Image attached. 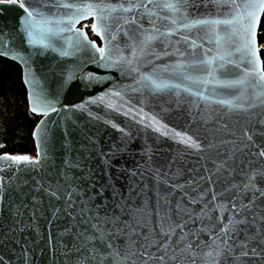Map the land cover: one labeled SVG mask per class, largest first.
<instances>
[{
	"label": "snow or ice",
	"instance_id": "obj_1",
	"mask_svg": "<svg viewBox=\"0 0 264 264\" xmlns=\"http://www.w3.org/2000/svg\"><path fill=\"white\" fill-rule=\"evenodd\" d=\"M18 6L23 11V42L39 49L30 56L48 50L60 57L89 53L87 62L130 76L137 85L133 92L143 95L147 89L153 96H169V103L175 97L177 104L182 103L181 92L190 95L189 114L201 128L212 125L202 139L199 129L193 138L173 132L141 109L137 123L147 117L145 128L178 138L185 148L162 165L153 162L151 147L142 148L143 162L117 169L128 178L123 191L107 169L125 151L127 141L99 153L105 165L103 183L81 160L65 159L66 168L82 175L61 169L63 183L31 177L33 205L40 191L62 201V207L54 204L51 215L68 217L57 237L64 264H264V68L256 42L264 0H20ZM89 19L91 33L101 40L99 47L77 27ZM6 35L0 34V56L27 64L19 51L9 48ZM145 66H150L148 71ZM78 71L79 65L68 68L65 83ZM81 79L91 83L105 78L89 72ZM106 95L127 103L124 89ZM99 100L104 103L103 97ZM77 107L83 110L84 105ZM106 107L115 112L122 105ZM30 110L47 116L56 108L33 87ZM37 128L40 132L34 131L33 137L46 143V129L40 124ZM188 149L199 152L200 161L214 153V167L200 161L188 167ZM237 152L249 159L241 160ZM46 160L39 146L35 158L0 155V173L11 170L10 175H0V207L6 206L13 217L27 207L23 197L29 180L17 173L39 172ZM0 264L8 262L0 256Z\"/></svg>",
	"mask_w": 264,
	"mask_h": 264
},
{
	"label": "water",
	"instance_id": "obj_2",
	"mask_svg": "<svg viewBox=\"0 0 264 264\" xmlns=\"http://www.w3.org/2000/svg\"><path fill=\"white\" fill-rule=\"evenodd\" d=\"M19 2L20 0H17V3L0 0V34L6 33L5 39L9 41V48L19 51L28 62L24 64L11 57H0L17 64L21 69V79L26 90L29 111L39 117L33 132H40V129L37 128L38 124L46 129L47 141L43 144L39 139L33 137L32 132L35 151L37 152L39 146L42 155L46 156L47 160L46 167L41 168L39 172L17 173L18 176L29 180V184L24 187V192L27 195L23 197V200L27 207L23 209L22 215L13 217L6 206L0 207V256L8 264H64L57 237L67 227L68 217L54 218L51 215L54 204L62 207V201H56L40 191L35 193L37 202L33 205L32 193L29 191V188L34 185L31 177L34 176L36 179L53 185L58 180L63 183L60 177L61 169L70 172L74 177L82 175V172L76 168H66L65 159L73 162L81 160L84 169H94L93 178L103 183L106 179L105 165L101 162L99 153L108 152L114 145L118 148L123 147V141H127L125 151L113 159L112 167L107 169L108 174L112 176V182L123 191L128 183V178L117 169L134 168L137 161L143 162L144 157L140 155L142 148L151 147L153 149L152 160L157 165L165 164L177 149L185 148V145L177 142L178 138L169 139L166 136H160L151 127L145 128L144 124L148 122L147 117L143 122L137 123L136 121L142 114L141 109L148 116H156L161 124L166 125L173 132L179 131L193 136V138L199 129L198 135L202 139L204 135H207L205 128L212 127V125H204L201 128L200 121L189 114L188 102L193 99L190 95L181 92L182 103L177 104L175 97H171L172 102L169 103V96H153L147 89L143 90V95L139 91L133 92L132 88H136L137 85L133 83L130 76L126 73L122 75L115 69L105 70L87 62L89 53L60 57L57 53L48 50L43 55L30 56L29 52H37L39 49L38 47L31 48L26 42H23V34L19 30V18L23 15V11L18 6ZM86 21H90V19L81 21L77 27L82 28L81 25ZM259 23L256 29V42ZM93 36L98 39L99 44L93 41L98 47L101 46L100 38ZM156 63H162V61H156ZM73 65H79L82 71H78L73 80L65 83L66 70ZM149 68L150 66H145L144 71H148ZM28 72H31V76H28ZM89 72L105 79L91 83L81 79L83 73ZM29 80H32L33 83L27 82ZM33 87L53 101L56 111L49 112L45 116L30 110ZM113 89H124V100L127 103L119 98H110L106 95ZM100 97L104 98V103L100 102ZM107 103H112L114 106L122 105V107L114 112L106 107ZM79 105H84L83 110L77 107ZM199 108L203 109L204 105L201 103ZM193 112L196 117L200 116L199 110L194 108ZM233 119H237V117H233ZM105 121H109V123H105ZM112 124H115L116 127H112ZM123 133H127V136H124ZM88 137H91L94 143L90 144ZM225 138L227 139V137ZM187 151L189 153L185 156L188 162L187 166H196V162L200 161V153L193 149ZM214 155V153H209V158L200 161V163L204 167L212 169L214 165L211 157ZM236 157L245 162L249 159L240 152L236 153ZM215 158L217 161L220 159L219 157ZM259 163V161L256 162V164ZM10 171L2 172L0 175H10ZM236 178L239 179V177ZM105 196L110 197V193L106 192ZM19 228L22 230L14 231ZM61 239H68V237ZM23 253H27V257Z\"/></svg>",
	"mask_w": 264,
	"mask_h": 264
},
{
	"label": "trees",
	"instance_id": "obj_3",
	"mask_svg": "<svg viewBox=\"0 0 264 264\" xmlns=\"http://www.w3.org/2000/svg\"><path fill=\"white\" fill-rule=\"evenodd\" d=\"M90 24L91 21H86L81 27L99 44L91 33ZM257 44L264 68V15L257 31ZM38 120L39 117L29 111L20 67L0 57V154L34 157L32 132Z\"/></svg>",
	"mask_w": 264,
	"mask_h": 264
}]
</instances>
